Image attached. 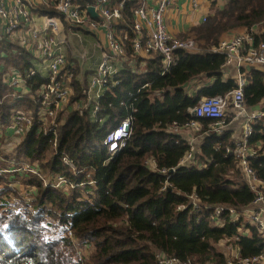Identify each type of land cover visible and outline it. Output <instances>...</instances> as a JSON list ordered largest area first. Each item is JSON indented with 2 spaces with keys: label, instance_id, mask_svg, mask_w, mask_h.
Returning a JSON list of instances; mask_svg holds the SVG:
<instances>
[{
  "label": "trees",
  "instance_id": "obj_1",
  "mask_svg": "<svg viewBox=\"0 0 264 264\" xmlns=\"http://www.w3.org/2000/svg\"><path fill=\"white\" fill-rule=\"evenodd\" d=\"M112 1H124L116 32L122 38L127 36L124 44L132 58L134 11L142 0ZM48 2L35 8L34 13L64 19L55 9L56 0ZM74 2L81 7L94 4L93 0ZM211 11L205 23L190 31L203 52H176L177 64L165 75L161 74L162 58L158 55L142 60L145 66L141 73L122 71L121 84L100 100L96 121L89 110L75 111L65 118L56 151L51 137L39 132L37 122L15 151L0 149V264H82L74 245L57 225L69 227L82 247H91L83 264H158L156 255L160 252L181 260L197 258V264H228L219 248L224 241L239 249L240 259L264 252V238L242 217L227 218L222 227H215L209 210L197 214L190 209L177 210L192 193L198 194L204 204L239 210L254 202L256 194L244 181L238 162L233 156H225V148L235 145L232 131L221 136L205 134L215 121L197 119L201 132L195 162L204 167L194 163L180 167L170 179L173 191H161L165 177L151 172L146 164L154 159L160 169L176 168L190 145L167 128L194 119L189 110L202 98L225 96L237 89L236 78L224 76L226 54L210 50L232 31L264 28V0H229L223 8L213 3ZM255 42H264V33L255 35ZM33 59L31 53L8 38L0 39V127L8 125L16 114L35 111L39 106L37 99L20 96L3 80L11 67L21 73L28 71ZM79 71L74 68L76 74ZM242 73L246 80L245 106L250 111L264 103V72L243 68ZM201 79L212 82L194 90L191 83ZM45 81L37 75L28 80V85L34 93ZM84 83L73 81L74 100L84 98L88 81ZM147 84L149 87H145ZM129 92L137 98L133 133L126 147L109 160L103 141L125 115L121 102L129 100ZM101 119L105 121L101 123ZM232 120L227 118L228 123ZM252 126L249 143L261 142L264 148V118ZM64 156L74 160L78 175L63 165ZM27 162L40 163L51 180L65 175L78 186L66 193L44 187L35 176L11 171ZM251 165L264 181V157L254 159ZM29 186L35 187L31 209H6L10 206L6 198L24 202L22 193ZM239 229L250 230V234L244 236Z\"/></svg>",
  "mask_w": 264,
  "mask_h": 264
},
{
  "label": "built area",
  "instance_id": "obj_2",
  "mask_svg": "<svg viewBox=\"0 0 264 264\" xmlns=\"http://www.w3.org/2000/svg\"><path fill=\"white\" fill-rule=\"evenodd\" d=\"M93 1L94 4L81 7L74 0H56L55 9L64 19L44 16L43 21L39 24V16L34 13L36 7L31 6L25 0H14L12 4H8L6 0H0V39L8 38L11 43L27 50L34 57L33 67L28 71L21 73L11 67L5 71L3 80L20 96L29 95L32 99H37L39 103L35 111L16 114L8 125L0 127V146L6 145L4 151L11 153L15 151L31 132L36 122L40 125L39 132L42 131L46 136L51 137L50 143L53 150L56 151L59 129L65 118L72 112L89 110L92 120L96 121L97 114L100 112V100L106 92H112L121 84L120 73L122 71L131 70L132 73H141L145 66V61L142 60L158 55L162 58L161 74L165 75L177 64L176 52H203L194 37L179 38L169 33L166 16L175 6L177 0H157L154 5L142 0L134 11L135 38L131 42L133 57L129 58L124 44L127 36L122 38L116 32V25L122 20L124 1L120 3H114L112 0ZM48 3V0H45V5ZM193 3L197 7V4ZM91 6L95 7V11L99 15L98 19H94L89 13L88 9ZM208 17L203 16L201 22L205 23ZM68 28L94 35L102 32L104 35L101 60L94 74L88 80L82 100H74L75 67L70 63L65 53L69 43L65 33ZM79 34L76 36L81 38ZM255 35L252 30H248V32L223 40L218 47L210 50L213 53L226 54V66H233L236 71L237 89L225 96L202 98L196 107L189 110L194 119L183 126L174 123L167 128L168 132L181 135L190 145L189 151L186 152L180 164L171 169H160L154 159L147 160L146 164L151 172L165 177L161 191H173L175 189L170 179L180 167L189 166L191 163L198 165L199 168L204 167V165L195 162L199 147L196 141L201 132V125L197 119L214 120L215 123L205 134L214 133L216 136H221L230 125L227 122L228 117H233V119L243 117L245 120L242 134L235 140L234 147L225 148V156H233L238 162L244 181L256 194L254 202L239 210L229 205L204 204L198 194L192 193L186 196L185 204L178 206L177 210L190 209L196 214L209 210L210 220L215 227H222L227 218L242 217L254 226L264 238V181L258 178L251 165L254 159L264 157V148L261 142L256 145L249 143V138L253 133L252 125L255 121L263 119L264 113L252 112L249 114L247 112L244 97L246 80L242 73L243 68L264 70V42L256 44ZM83 60H87L85 54ZM37 75L46 81L33 93V89L28 85V80ZM145 87H149V84ZM128 98L129 100L121 102L126 112L125 115L117 121L115 127L103 141L109 160L118 156L121 150L126 147L127 141L133 133L137 112L136 94L129 92ZM104 121L105 119L100 120L101 123ZM191 134L194 136L192 137ZM62 162L75 175L79 174L74 160L64 156ZM40 168L41 165L38 162H27L11 171L20 175L35 176L42 181L44 187H53L66 193L78 186L71 177L65 175H57L49 181L48 178L42 176ZM34 193V186L27 187L23 191L24 202L14 200V203H19L20 206L12 209L18 212L31 209L29 204L34 199ZM57 226L60 230L65 231L64 235L70 239L77 250L78 261L83 264L88 256L89 246L79 245L69 227ZM239 233L247 236L250 234V230L239 229ZM235 258L238 262L226 258L228 264H236V262L238 264H264V252L257 256L240 259V251L236 248ZM156 259L158 264H197L196 258L181 260L162 252L157 253Z\"/></svg>",
  "mask_w": 264,
  "mask_h": 264
},
{
  "label": "crops",
  "instance_id": "obj_3",
  "mask_svg": "<svg viewBox=\"0 0 264 264\" xmlns=\"http://www.w3.org/2000/svg\"><path fill=\"white\" fill-rule=\"evenodd\" d=\"M14 0H6V2L8 4H12ZM26 2H28L29 4H31V6L38 8L40 5H45V0H25ZM146 2L150 5H154L157 3V0H146ZM195 2L197 4V7L194 6ZM229 2V0H177L175 3V6L168 12L167 16H166V24H167V29L169 31V33H171L173 36L179 37V38H188V37H193V34L190 33L191 29L202 24V18L203 16H210L211 15V5L213 3H216L217 7L219 8H223L224 6L227 5V3ZM44 17V16H43ZM43 17H38V22L39 24H41V22L43 21ZM67 30V29H66ZM253 33H255L256 35L262 34L264 33V28H260V27H255L252 29ZM244 32H248L247 29H238L235 31L230 32L229 34H227L226 36H224V39H230L238 34L244 33ZM78 35V33L76 34ZM75 35V36H76ZM77 37V36H76ZM96 38H98L100 40V43L102 45H100V47H104V35L102 34V32H100V34L95 35ZM102 52V49H101ZM65 53L66 49H65ZM67 57L69 59V55L67 54ZM71 59H69L70 63L76 67L77 66V62L75 60L76 57L72 56L70 57ZM224 76L225 78L227 77H232L235 78L236 76V71L235 68L233 66H225L224 68ZM95 71V70H94ZM263 71L264 70H260ZM212 81L208 82L205 79H201V80H195L191 83V87L194 90H197L203 86H205L208 83H211ZM247 112L250 114L252 113V111L249 109H247ZM235 120H240L239 126L238 127H233V122ZM244 118L243 117H237L235 119H233L228 127L227 130H230L233 132L232 135V139L235 141L237 140L243 131V124H244ZM241 124V126H240ZM236 129L238 131H236ZM237 132V133H236ZM197 144L200 143V140L196 141Z\"/></svg>",
  "mask_w": 264,
  "mask_h": 264
},
{
  "label": "rangeland",
  "instance_id": "obj_4",
  "mask_svg": "<svg viewBox=\"0 0 264 264\" xmlns=\"http://www.w3.org/2000/svg\"><path fill=\"white\" fill-rule=\"evenodd\" d=\"M65 33H66V36L68 37V41H69V43L66 47V52L69 55V59H71L70 57H72V56L76 57V59H77V60H75L77 62L76 67H78L80 70L78 74L75 73V79L78 78L80 80V82L82 81L84 83L85 80L88 81L90 76L94 74V70L97 68V66L101 60V57H102L101 49L103 47L101 48L100 45H102V44L100 43V40L95 37L94 34H91L88 32H79V31H77V29L68 28V30H66ZM77 33H80L79 36H81V38H78L75 36ZM84 54L86 55L87 60H83ZM71 60H73V59H71ZM85 84L86 83H84V85ZM239 123H240V120H235L232 125H233V127H235V126L238 127ZM240 126H241V124H240ZM236 131H238V130L236 129ZM191 136L193 137L194 135L191 134ZM4 148H6V145L3 144L2 146H0V149L3 151H4ZM40 169H41L42 176L45 178H48L49 181H51V178L49 177L48 172L42 167V165H41ZM22 196H23V193H22ZM6 199H7L6 202H8L10 205L6 209L17 208L18 206H20L19 203L18 204L14 203V200L16 202L21 201L19 198L10 197L9 199L8 198H6ZM2 212L3 211L0 210V214H2ZM89 248H90V250H89L88 254H90V252H91V247H89ZM219 248L221 249V251L223 252V254L225 255V257L228 260H234V261L238 262V260H236V258H235V250L237 247L229 244V242H227V241H224V242L220 243ZM76 252H77V250H76ZM195 262L197 263V258L195 259Z\"/></svg>",
  "mask_w": 264,
  "mask_h": 264
},
{
  "label": "water",
  "instance_id": "obj_5",
  "mask_svg": "<svg viewBox=\"0 0 264 264\" xmlns=\"http://www.w3.org/2000/svg\"><path fill=\"white\" fill-rule=\"evenodd\" d=\"M88 11H89V13L91 14V16L94 19H98L99 18V15L95 11V7H93V6L89 7ZM251 111L252 112H262V113H264V103L252 108Z\"/></svg>",
  "mask_w": 264,
  "mask_h": 264
}]
</instances>
